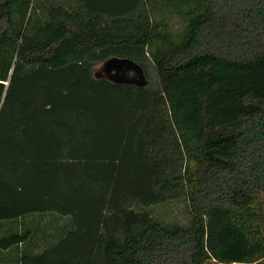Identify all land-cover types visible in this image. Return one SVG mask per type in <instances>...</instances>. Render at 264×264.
I'll return each mask as SVG.
<instances>
[{"label":"trees","instance_id":"1","mask_svg":"<svg viewBox=\"0 0 264 264\" xmlns=\"http://www.w3.org/2000/svg\"><path fill=\"white\" fill-rule=\"evenodd\" d=\"M261 261L264 0H0V264Z\"/></svg>","mask_w":264,"mask_h":264},{"label":"rangeland","instance_id":"2","mask_svg":"<svg viewBox=\"0 0 264 264\" xmlns=\"http://www.w3.org/2000/svg\"><path fill=\"white\" fill-rule=\"evenodd\" d=\"M161 16H162L161 19L168 22L169 30L171 31V33L173 35H177L182 28V24L180 23L179 19L174 17V16H171L166 11H164ZM34 17H36V16H34ZM103 62L104 61L99 62L93 66V73L96 77H105L104 69L106 67L103 65ZM109 70L111 72H114V68H110ZM128 70L132 71V75L129 74L130 72L127 75L129 77H135V73H134L133 69H128ZM182 204L183 203H177V204L173 205V211L175 213L173 216H175V218H177L181 223H184L186 221V218H187V213L183 207L184 204L183 205ZM33 225L37 226L38 228H41V229H46V227H47V225L45 223H43L42 220L40 221V223H34ZM257 264H264V261H261Z\"/></svg>","mask_w":264,"mask_h":264},{"label":"water","instance_id":"3","mask_svg":"<svg viewBox=\"0 0 264 264\" xmlns=\"http://www.w3.org/2000/svg\"><path fill=\"white\" fill-rule=\"evenodd\" d=\"M103 65L109 69L115 68V67L121 68L124 66L127 69H133L135 73V77H129V76H125L119 71H116L114 77L108 78L111 81L133 83L136 85H143L146 83V78H145L142 68L137 63L129 59L112 57V58L105 60L103 62Z\"/></svg>","mask_w":264,"mask_h":264},{"label":"flooded vegetation","instance_id":"4","mask_svg":"<svg viewBox=\"0 0 264 264\" xmlns=\"http://www.w3.org/2000/svg\"><path fill=\"white\" fill-rule=\"evenodd\" d=\"M104 71H105V78H111V77H114L116 71H119L120 73L124 74L125 76H128L127 74H128L129 72H130L129 74L132 75V71H129V70H128L127 68H125L124 66L121 67V68H117V67H115V68H114V72H111V71L109 70V68H105Z\"/></svg>","mask_w":264,"mask_h":264}]
</instances>
